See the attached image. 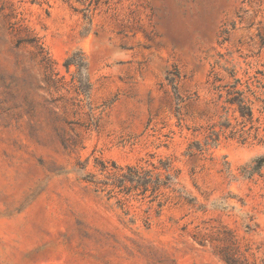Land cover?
Instances as JSON below:
<instances>
[{
  "label": "rangeland",
  "instance_id": "1",
  "mask_svg": "<svg viewBox=\"0 0 264 264\" xmlns=\"http://www.w3.org/2000/svg\"><path fill=\"white\" fill-rule=\"evenodd\" d=\"M0 264H264V0H0Z\"/></svg>",
  "mask_w": 264,
  "mask_h": 264
}]
</instances>
